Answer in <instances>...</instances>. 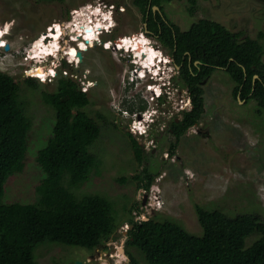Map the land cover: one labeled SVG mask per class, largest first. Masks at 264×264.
<instances>
[{
    "label": "rangeland",
    "instance_id": "374dc122",
    "mask_svg": "<svg viewBox=\"0 0 264 264\" xmlns=\"http://www.w3.org/2000/svg\"><path fill=\"white\" fill-rule=\"evenodd\" d=\"M98 2L114 5L112 29L96 35L95 42L81 50L82 60L70 62L63 52L68 45L76 46V43L69 40L66 27L73 22L74 28L77 22L90 23L92 6ZM164 11L180 29H187L200 18L219 21L243 36L255 37L264 27V0H199L194 14L188 13L184 0H172ZM54 23L62 27L60 51L47 56V61L36 63L28 58L30 48L34 50L37 38L47 33ZM1 27L2 39L9 48L0 47V70L20 83V96L27 101L32 118L26 164L7 180L2 201H35V185L44 175L35 160L36 151L50 135L54 112L42 101L41 91H53L57 79L68 75L90 96L85 110L91 116L98 112L106 116L93 147L98 166L74 191L77 194L97 192L109 197L123 221L117 230V240H109L107 248L39 245L35 250L39 264L56 261L59 264L77 261L124 264L127 257L123 260L119 249L130 228L125 222L129 216L122 209L124 205L136 204L132 211L136 220L172 217L195 234L202 233L196 204L222 210L229 216L257 213L264 219V112H255L252 100L246 103L232 94L231 83L223 70L215 71L205 81L202 117L177 142L169 131L171 120L179 121L182 106L187 110L191 103L186 88L178 83L173 65L167 70L168 75H174L173 90L162 101L163 114L153 124L149 140L136 134V128H129L132 121L128 114L151 115L155 102L150 100L147 80L137 84L132 81L141 71L129 52L115 48L119 46V38L142 36L154 55L164 52L160 42L146 33L143 14L133 0H0ZM106 40L110 42L108 48ZM26 76L32 77L37 86L30 88L24 81ZM138 90L142 92L140 95L136 94ZM145 96L150 103L143 100ZM119 108L125 112L120 113ZM131 138L143 149L142 162L135 158ZM144 165L153 174L148 189L140 184L147 180L134 177ZM255 237L256 234L248 236L246 243ZM133 252L139 257L137 250ZM141 259L142 264L143 255Z\"/></svg>",
    "mask_w": 264,
    "mask_h": 264
},
{
    "label": "trees",
    "instance_id": "16d2710c",
    "mask_svg": "<svg viewBox=\"0 0 264 264\" xmlns=\"http://www.w3.org/2000/svg\"><path fill=\"white\" fill-rule=\"evenodd\" d=\"M171 1L133 0V4L143 14L146 33L160 42L178 66V83L191 101L179 121L171 120L169 131L175 142L200 121L204 83L217 70L226 73L235 97L246 103L252 100L255 112H264V27L255 37L243 36L219 21L200 18L180 29L164 11ZM184 1L188 13L194 14L199 0ZM153 5L158 9L153 10ZM24 81L30 88L37 86L30 76ZM41 94L54 112L50 135L36 151L35 160L44 175L35 185V201H2L7 180L26 164L32 118L27 101L20 96V83L0 70V264H39L35 250L41 244L107 248V241L123 222L109 197L74 191L98 166L93 147L105 114L91 116L85 110L90 96L68 75L57 79L53 91L42 90ZM131 140L135 158L142 162L143 149ZM152 175L144 165L134 177L147 180L140 184L148 189ZM135 207L122 208L129 216L125 222L131 225L126 240L130 264H141L142 255V264H264V219L257 213L229 216L196 204L202 233L195 234L172 217L136 220Z\"/></svg>",
    "mask_w": 264,
    "mask_h": 264
},
{
    "label": "clouds",
    "instance_id": "9594fccd",
    "mask_svg": "<svg viewBox=\"0 0 264 264\" xmlns=\"http://www.w3.org/2000/svg\"><path fill=\"white\" fill-rule=\"evenodd\" d=\"M92 7H93V11L91 12L92 19H89L90 23H88V26H90L91 28H94L96 30V33H97L96 35L102 34L103 32L111 31V29H112L111 27L113 26L114 5L113 4L108 5L105 2H103V3L98 2L96 5H94ZM2 34L0 36V41H3ZM61 34H62V32L59 33V37L61 36ZM132 37H134V36H132ZM124 38H119V40H122ZM71 39H72V36L70 35L69 40H71ZM105 43L107 44L108 42H105ZM118 44H120V42ZM109 45H107V46L105 45V46L109 47ZM117 48L119 50H125L126 52H129L131 54L130 55L131 57L135 56L134 49L131 50V48H130V51H129L125 46H118ZM59 51H60V48L57 52H59ZM163 51L166 52L164 49H163ZM29 52H30V55L28 58H30L31 60L36 61V63H40V64L43 61L44 62L47 61V59H45L47 56H50V55L53 56L54 55L52 51H47V52L44 51V52H40L41 54H38L34 50H32L31 48H30ZM164 52L160 53L159 55H154V57L152 59H149L148 64H141V63L139 64L138 63L139 67H141V65H143V67H142L143 70L140 68L139 70L141 71V73H139V71H138L137 76H136V80H132L136 84L139 82L143 83V81L145 82V80H147V82H148L147 84L149 87L148 89L151 92V99L150 100L152 102H155L154 107L152 109H150L151 115L147 114V113L142 115V113H140V115L136 117L134 115L130 116L128 114L129 120L131 119V121H132L129 124L130 125L129 128L130 127H133L134 129L136 128L135 133L138 134L140 137L145 138L146 141H148L150 138V130L152 129L153 124L160 117V115L163 114V109H162L163 108V105H162L163 99L166 98V95L170 92V90L171 91L173 90L172 78L174 77V75L173 74L168 75L167 70H170L171 65L178 68L176 65H174L171 56L168 55L167 53H164ZM37 57L39 58V60H36ZM54 61L55 60H53V63H54ZM68 61H70V60L68 59ZM74 61H75V59H74ZM70 62H72V61H70ZM141 93H142L141 90H138L136 92L137 95H140ZM188 98H189V96H188ZM143 100L145 102L147 101V103L148 102L150 103V100H148L146 98V96L143 97ZM189 100H190V98H189ZM190 103H191V101H190ZM190 108H191V105H190ZM190 108H188L187 110H189ZM181 109L185 110V108L183 106ZM119 111H120V113L125 112V110L121 109V108H119ZM156 200L158 202L159 198H157ZM130 227H131V225H130ZM121 248L123 249L122 245H121L120 249ZM120 249H119V251H121ZM122 254H123V260H125L124 257H127V260L124 261V264H129V257L127 256V254L124 251L122 252Z\"/></svg>",
    "mask_w": 264,
    "mask_h": 264
},
{
    "label": "bare ground",
    "instance_id": "6f19581e",
    "mask_svg": "<svg viewBox=\"0 0 264 264\" xmlns=\"http://www.w3.org/2000/svg\"><path fill=\"white\" fill-rule=\"evenodd\" d=\"M77 24H78V26L76 28H74V25H75L74 22L68 24L66 27L67 32L72 36L71 40L75 41L76 46H77L76 47L75 45H71L68 42L70 45H68L64 49L63 53L68 55L67 59H69L70 61H74V59L78 61L79 58L76 55V51L78 49L84 50L88 46H90L91 43L93 44L95 42L94 40H95V36L97 34L96 30L94 28H91L90 26H88V24H82L79 22H77ZM6 25H8V24H6ZM9 25H10V22H9ZM1 29H2V27L0 28V36L4 32V30L2 31ZM60 32H62V27L60 26L59 23H54L52 26L49 27L47 33L45 31L42 34V37L37 38V40L34 44V51L38 54H39V52H44V51L45 52H47V51H52V52L58 51L59 48H61L60 42H59V33ZM141 37L138 38V36H136V35H134V37H132V36L125 37L124 39L119 40V42H120L119 46H125L129 51H130V48H131V50L134 49L135 63L148 64L149 59H152L154 57V54L151 52L152 49L148 47L147 43H145L143 41V39H141ZM109 43L110 42H108L106 44V46L109 45ZM138 45L140 46V50H139V48H137ZM1 46H4V41H0V47ZM115 48H117V47H115ZM142 67H143V65H141V67H139V68L142 69Z\"/></svg>",
    "mask_w": 264,
    "mask_h": 264
},
{
    "label": "water",
    "instance_id": "95a60500",
    "mask_svg": "<svg viewBox=\"0 0 264 264\" xmlns=\"http://www.w3.org/2000/svg\"><path fill=\"white\" fill-rule=\"evenodd\" d=\"M152 9L153 10H156V9H158V6H156V5H153L152 6ZM4 48L5 49H8L9 48V45L8 44H4ZM137 48H139V50H140V46L138 45L137 46ZM76 55H77V57L79 58V60H82V52H81V50H77L76 51ZM178 67V66H177ZM116 239V236L115 235H113L112 236V240H115ZM122 252L124 251L122 248L120 249ZM76 264H82V262H80V261H77V263Z\"/></svg>",
    "mask_w": 264,
    "mask_h": 264
},
{
    "label": "flooded vegetation",
    "instance_id": "af4514ba",
    "mask_svg": "<svg viewBox=\"0 0 264 264\" xmlns=\"http://www.w3.org/2000/svg\"><path fill=\"white\" fill-rule=\"evenodd\" d=\"M127 232H128V230H127ZM115 236H116V240H117V234H115ZM110 240H112V237L110 238ZM126 240H127V234H126V238L124 239V241L121 242V245H122V247H123L125 253H126V248H127ZM108 241H109V240H108ZM108 241H107V242H108ZM113 241H114V240H113ZM129 264H130V263H129Z\"/></svg>",
    "mask_w": 264,
    "mask_h": 264
},
{
    "label": "snow or ice",
    "instance_id": "6c2138e0",
    "mask_svg": "<svg viewBox=\"0 0 264 264\" xmlns=\"http://www.w3.org/2000/svg\"><path fill=\"white\" fill-rule=\"evenodd\" d=\"M142 130V129H141Z\"/></svg>",
    "mask_w": 264,
    "mask_h": 264
}]
</instances>
